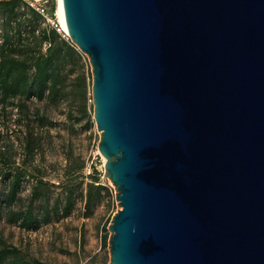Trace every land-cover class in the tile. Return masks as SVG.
I'll return each mask as SVG.
<instances>
[{
  "label": "water",
  "instance_id": "water-1",
  "mask_svg": "<svg viewBox=\"0 0 264 264\" xmlns=\"http://www.w3.org/2000/svg\"><path fill=\"white\" fill-rule=\"evenodd\" d=\"M62 12L120 207L110 264H264V0Z\"/></svg>",
  "mask_w": 264,
  "mask_h": 264
},
{
  "label": "rangeland",
  "instance_id": "rangeland-1",
  "mask_svg": "<svg viewBox=\"0 0 264 264\" xmlns=\"http://www.w3.org/2000/svg\"><path fill=\"white\" fill-rule=\"evenodd\" d=\"M56 23L61 33L67 35L59 15ZM89 66L92 70L90 62ZM72 88L71 84L69 90ZM88 97L86 113L82 100H78L77 95L71 92L60 103L33 100L21 111L15 105L0 107V192H5L4 186L19 170L29 174L22 181L23 201L15 209L28 204L31 188L39 178L48 182L46 196L50 200V208L59 198L62 200V190L69 186L61 183L67 160L73 166L75 184L83 182L81 186L85 188L92 181L91 174H99L103 184L110 188V193L104 194L90 216H86L81 189H78L71 213L68 216L60 213L51 223L41 224L37 230H25L9 223L7 216H4L0 219V248L17 250L11 260L18 259L28 264H33L34 260L45 264L111 262L109 226L120 207L115 186L108 178H104L106 159L98 149L101 132L94 118L92 90ZM41 117L46 119L42 120ZM77 165L84 166L82 171H76ZM63 206L64 202L61 208ZM105 235L108 241L103 246ZM7 264H11V261Z\"/></svg>",
  "mask_w": 264,
  "mask_h": 264
},
{
  "label": "trees",
  "instance_id": "trees-1",
  "mask_svg": "<svg viewBox=\"0 0 264 264\" xmlns=\"http://www.w3.org/2000/svg\"><path fill=\"white\" fill-rule=\"evenodd\" d=\"M0 22V107L15 105L21 111L33 100L60 103L71 92L77 95L78 100H82L86 113L90 99L88 93L92 90L88 58L67 35L58 30L59 26L46 24L20 0H0ZM70 83L73 87L71 90ZM67 163L61 183L69 186L62 190L64 197L62 200L59 198L53 208H50V200L46 196L48 182L39 178L31 188L28 204L15 209L23 201L22 181L29 175L23 170L16 172L8 185L4 186L5 192H0V219L7 216L11 224L25 230H37L41 224L51 223L60 213L68 216L75 204L78 189H81L86 216H90L104 194L110 193V188L103 184L99 174H91L92 181L85 188L81 186L83 182L75 184L73 166L68 160ZM83 167L77 165L76 171H82ZM107 241L105 235L103 246L107 245ZM15 251L7 247L0 248V264H7L8 261L11 264H28L18 259L11 260ZM33 264L45 263L34 260Z\"/></svg>",
  "mask_w": 264,
  "mask_h": 264
},
{
  "label": "built area",
  "instance_id": "built-area-1",
  "mask_svg": "<svg viewBox=\"0 0 264 264\" xmlns=\"http://www.w3.org/2000/svg\"><path fill=\"white\" fill-rule=\"evenodd\" d=\"M29 9L35 11L46 24L58 26L56 17L58 16L59 0H20ZM54 7L53 11L52 8ZM61 32V30L58 28Z\"/></svg>",
  "mask_w": 264,
  "mask_h": 264
},
{
  "label": "bare ground",
  "instance_id": "bare-ground-1",
  "mask_svg": "<svg viewBox=\"0 0 264 264\" xmlns=\"http://www.w3.org/2000/svg\"><path fill=\"white\" fill-rule=\"evenodd\" d=\"M58 15H59L62 27L64 29V18H63V12H62V0H59Z\"/></svg>",
  "mask_w": 264,
  "mask_h": 264
}]
</instances>
